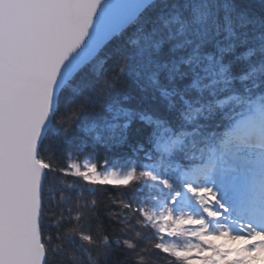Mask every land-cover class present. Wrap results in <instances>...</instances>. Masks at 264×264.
Here are the masks:
<instances>
[{
    "label": "snow or ice",
    "instance_id": "snow-or-ice-1",
    "mask_svg": "<svg viewBox=\"0 0 264 264\" xmlns=\"http://www.w3.org/2000/svg\"><path fill=\"white\" fill-rule=\"evenodd\" d=\"M105 185L134 238L90 227ZM161 253L264 264V0H0V264Z\"/></svg>",
    "mask_w": 264,
    "mask_h": 264
},
{
    "label": "trees",
    "instance_id": "trees-1",
    "mask_svg": "<svg viewBox=\"0 0 264 264\" xmlns=\"http://www.w3.org/2000/svg\"><path fill=\"white\" fill-rule=\"evenodd\" d=\"M131 85L125 82L124 90H131ZM74 158L78 155L79 162L83 159H90L92 162L97 163L98 169L102 170L110 167H115L118 163H127L126 158H122L121 155L116 153L104 151L103 149H97L93 151L92 149L84 150L79 153H73ZM126 157V154H125ZM71 180L72 178H66ZM131 189H126L123 187H115L111 185L96 186L95 195L90 192L84 193V199L81 203L96 201V217L91 221L90 227L95 231H101V234H108L110 237L116 236H128L134 238V233L130 232L122 223H119L113 212L119 214L121 211L127 212L126 209H122L120 201L130 199V196L125 194L130 193ZM151 235V232H147ZM137 243L140 241L137 240ZM156 241L145 242L148 247H151V243ZM181 243V241H178ZM114 258H118L123 261L126 258L120 254V252L114 253ZM170 259L164 256L163 253L160 254L161 264H166V261ZM131 264V261H128Z\"/></svg>",
    "mask_w": 264,
    "mask_h": 264
},
{
    "label": "rangeland",
    "instance_id": "rangeland-1",
    "mask_svg": "<svg viewBox=\"0 0 264 264\" xmlns=\"http://www.w3.org/2000/svg\"><path fill=\"white\" fill-rule=\"evenodd\" d=\"M84 159L82 161H80L81 163H83ZM127 168V163H118L115 167H110V169H115L117 171H125ZM100 170V169H99ZM105 169H102L100 171H104ZM181 243H183V241H181Z\"/></svg>",
    "mask_w": 264,
    "mask_h": 264
}]
</instances>
